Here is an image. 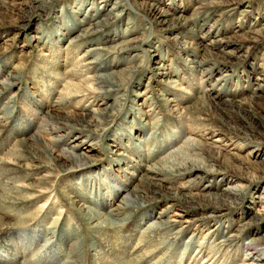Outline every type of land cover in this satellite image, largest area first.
Here are the masks:
<instances>
[{"label": "rangeland", "instance_id": "rangeland-1", "mask_svg": "<svg viewBox=\"0 0 264 264\" xmlns=\"http://www.w3.org/2000/svg\"><path fill=\"white\" fill-rule=\"evenodd\" d=\"M49 1H51L50 6L44 13L40 14L39 20L34 19L25 22L23 19L17 20V18L18 16H30L31 11L28 9L30 0H0V13L11 12L5 17V21L11 24L0 28V81L4 79L6 71H11L14 67L20 66L19 72L16 73L18 77L14 81L15 85L3 98H0V109L1 106L11 100L13 102L11 105L15 106L14 111L17 110L12 114L15 117L21 108L23 109L30 103L29 100H26V96L29 98L31 96L33 99V103H30L31 109L35 112H43L42 115L38 113L39 117L35 120V127L23 135L24 139L28 140L26 148L30 147L31 153L38 150L39 159H33L26 153L22 154V149L15 146L13 138L8 137L4 141L0 138V161H5L10 167L8 172L5 171L2 177L0 176V215L10 224H15V241L18 243V248L27 249L26 242L32 239L37 231L50 228L54 226V223L59 229L60 226L66 228L76 222L75 224L81 229L84 238L81 245L83 253L80 260H74L71 257L69 264H102L103 262V264H251L252 262L245 255L246 250L241 249L242 246L238 239L230 243L229 247L218 248L220 245L217 246L216 244L221 239L220 236L206 235L207 227L201 230L198 235L195 232L194 235L197 237L190 240L189 252L185 251L181 245L175 255L169 258L171 255H168L169 252L167 253L166 249L169 248L171 238L174 236L172 237V233L165 230L158 234L150 233V236L144 233V237L142 229L150 221L148 219L128 231L127 235L122 228H117L110 233L107 232L109 236L107 233L104 236L93 235L92 238L97 241L100 240L101 245L95 248L97 250L92 254L87 249L90 235L87 225L82 221L81 216L85 211L80 208V205L104 213L105 205L102 206L99 201L87 197L96 192L99 187L97 183L101 185L110 184L112 188L121 189V184L124 182L127 188H132L137 183L135 180L137 176H141L143 167L154 165L159 158L182 147L187 139H194V141L199 140L209 144L208 147L213 153L211 154V161L216 160L214 157L219 158V161H222L224 157L237 158L233 160V163L243 168L242 171L236 173L233 170H224L226 167L223 165L219 166V168H223L225 175L216 176V179H220L218 184L213 185L216 192L223 193L220 191L221 189L227 187L236 189L237 187V190L245 193V200L231 210L227 209L220 212L207 225L215 226V222H220L221 226L218 227L221 229L222 235L229 236L233 232L229 228L230 226L234 229L247 217L254 218L264 214V203H258V197H264V40L257 44L256 37L254 38V35L249 33L250 30L264 32V0H122L126 15L121 21L111 22L112 25L107 27L104 33L99 34L98 39L103 41V46L108 47L124 39L136 38L139 47V53H137L140 60L144 58V66L134 73L131 83L126 86L127 96L123 102V108L115 113V116L110 120V127L107 126L105 132L97 129L94 133L92 127H86L87 130L79 131L81 133L73 130L64 135L63 139L54 146L56 150L68 148L77 144L81 140L79 135L85 133L91 138L99 139L103 147V149L96 148L97 150L91 152L93 153L91 157L97 161L94 168L83 169V176H81L82 172H78L60 176L61 178L55 176L56 172L44 167L43 162L48 161L44 155L45 152L41 151L44 145L40 139L37 140L38 143L36 144L31 138L32 136L35 137L37 125L44 121L42 117H46L45 112L53 115L54 122L63 119L65 110L59 101L68 92L74 95L75 91L73 90L82 91L81 94H78L82 95L83 93V97H85L83 100L76 101L77 103L72 102L70 104L68 110L74 113L76 118H80V115L89 112L88 110L103 108L113 99L112 97L102 99L101 96L83 91L82 80H90L93 74L97 73L94 69L86 70L82 67L89 61V58L84 57V53L91 46V43L74 47L69 44V39L77 34L81 27L87 25L88 22L75 27L77 20L83 19L86 12L94 14V11L89 8L96 4L97 13L103 15L110 10L115 0H84L81 14L77 16L73 15L70 10L75 9L79 0ZM150 4L156 7L153 14H149L151 12ZM158 10L163 13V17L156 15V12L159 13ZM36 12L38 13V10ZM88 19L84 20L88 21ZM146 20L151 23L146 22ZM65 21L71 22L70 24L76 29L70 32H62L65 35L56 44L46 43L45 39L50 38L56 30L54 27L64 24ZM145 25L148 27L147 31L142 29ZM39 27L44 36L40 41L33 40L30 35H33L32 32ZM126 29L134 32L124 37L122 35ZM109 31L112 33H108ZM107 38L109 40H105ZM184 42L187 46L182 49ZM234 43H241L243 46L241 50L236 51L234 57L221 56L220 50L226 44L234 47ZM149 44H152L151 47L148 46ZM147 50L151 53H148ZM147 55H152V57H147ZM129 58L128 55L119 57L122 67L128 63ZM203 61H212L211 63L216 61L225 64L227 67L224 72L216 73L208 80L200 79V76L190 69V66L192 67V62ZM20 63L21 65H19ZM242 72H247L249 78L243 76L246 74ZM223 76H226L229 79L228 82L231 83L229 88L225 89L224 96L240 104L239 106L228 107L225 103L220 102L218 108L232 110L234 117L233 119L224 117L223 123L226 122L230 127L249 124L251 128L245 129L244 133L254 139L255 142H259L257 149L254 150H261L258 154L252 152L254 149L252 145H250L251 148H237L239 139L233 136L229 138L222 136L218 133L217 129L220 128H217L214 121L205 122L199 126L192 125L189 115L185 113L186 111L192 112L199 99L205 101L204 96L212 99L217 94L219 87L214 89L213 85L219 77L224 79ZM222 83L218 81L216 85ZM86 86L88 88L95 87L91 82L86 83ZM146 88L151 93L144 98L140 94ZM248 102H251L252 105V108L249 109L251 113L247 108ZM141 110L146 114H143ZM126 117L128 121L127 124H124L122 121ZM120 124L129 127L130 135L134 133L135 128L141 126L143 132L140 137H144L141 138L142 141L127 140L124 135L121 136L122 127L117 129ZM3 129L9 131L10 125L4 126ZM86 131H89L90 134H87ZM220 131L224 132L221 129ZM19 132L21 131L17 133ZM209 132H214V135L211 137ZM76 136L79 138L74 139ZM119 136L121 139L117 138ZM111 138H115L120 149L124 147L123 143H126L129 148L131 147L138 152L136 154L139 157L136 158L132 154L130 157L142 164L141 169L135 167L129 169L128 171L132 175L129 174L128 177L126 174L123 176L122 173L117 172L122 182H119L116 176L110 175V166H107V172L102 169L103 167L106 168L108 164L106 146L113 144ZM211 151L204 155H210ZM214 169L217 170L218 168L214 167ZM88 172H91L89 177L84 178ZM44 176L51 177V180L49 183L41 185L40 179ZM238 176L246 177L248 180H241ZM208 179L209 177H206L199 183L189 185V189L182 188L187 183L186 178L169 183L162 182V184L174 191L202 194L200 189L208 182ZM83 182L87 184V188ZM21 189L32 194V197L27 201L28 203L14 208L8 207L6 202L13 201V197L18 196L16 192ZM83 189H87L89 194L86 195ZM102 190L104 191V188ZM122 192L121 189L120 193ZM105 200L114 205L117 203L118 196L112 197L107 194ZM195 202L201 205L207 203L198 199ZM153 206H155L154 210L151 211L153 215L162 209L173 206L167 216L172 221H179V225L173 226L176 230L189 225H196L194 228H199L202 223L201 215H208L205 212L194 211L189 203L173 205L171 201L162 200L148 208L152 209ZM140 212L142 211H139L138 214ZM30 215L34 216L35 220H29ZM253 231L252 229L250 234L246 235L247 238L253 236ZM193 233L194 230L185 233L181 237V242ZM36 239L35 245L29 251H21L23 264H34V257L43 251L44 239ZM243 239L246 240V237ZM166 245L167 247L164 248ZM200 249H203L202 253L196 256L195 254ZM91 255L93 259H91ZM92 260L95 262L93 263Z\"/></svg>", "mask_w": 264, "mask_h": 264}, {"label": "bare ground", "instance_id": "bare-ground-1", "mask_svg": "<svg viewBox=\"0 0 264 264\" xmlns=\"http://www.w3.org/2000/svg\"><path fill=\"white\" fill-rule=\"evenodd\" d=\"M50 3L51 1L49 0H30V2L28 3V9L29 11H31L30 16H26V17L18 16L17 20L23 19L25 22H30L31 20L34 19L39 20V17L41 16L40 14L46 11V9L50 6ZM237 3L239 4L240 2ZM83 4H84V0H79V2L75 5V9L70 10V12L76 16L81 14L82 11L81 7ZM95 5L89 8L92 11H94V14L86 12L83 15V19L77 20L78 22L75 24V27L78 25L82 26L87 22L88 23L86 26L81 27L78 30V33L69 39L70 40L69 44L74 47H78L79 45L82 44L91 43V46L87 48L84 53V57L89 58V61H87V63L84 64V66L82 67L86 68V70L94 69L97 73L93 74L90 80L87 81L85 79L82 80V88L84 89L83 91L90 93L92 95L101 96L102 99H105L106 97L107 98L112 97L113 99L103 108L96 110H88L89 112L81 114L80 118L79 117L76 118L75 114L68 110L70 108V104L72 102H76V101L78 102L80 100H83V98L85 97H83L84 96L83 93L82 95H80L82 91L80 92L77 90H73L75 91L74 95L68 92L67 94L64 95V98L63 97L60 98L59 101L60 105H63L64 107L63 110H65L64 117L63 119H61V121L54 122L53 115L51 116L50 114L45 112L46 117L45 116L42 117L44 121H42V124L37 125L38 128L35 131L36 133L35 137L32 136L31 140L33 142H36V144L38 143L37 142L38 139L42 141L44 147L41 149V151L45 152L44 155L48 159L47 162L45 163L43 162V165L48 170L56 172L55 176L58 178L78 172H82L81 176H83L84 175L83 169H87L89 167L94 168L95 163H97V161H95L94 158L91 157L93 154L91 152L97 150L96 148L103 149V147L100 144L99 139L97 140V138L96 139L91 138L85 133L79 135L81 137V140L77 144H74L68 148H63L62 150H56L54 146L57 145L63 139L64 135H67L70 131L73 130H77L79 132L81 130L84 131L86 127H92L94 133L95 131H97V129H99V131L105 132L106 127L110 125L111 123L110 120L115 116V113L122 110L123 108L122 107L123 102L127 96L126 86L131 83V79L133 78L134 73L138 69L144 66V58H142V60L139 59L140 58L138 55L139 47L137 43L138 40H136V38L124 39L108 47L103 46L102 45L103 41L98 39V35L104 33V30L110 25H112L111 22L113 23L115 21H121L123 16L126 15V10L122 5V0H115L110 10H108V12L103 15L97 13L98 7H95ZM149 9L151 11V12L148 11L150 12L149 14H153L155 12L156 7L150 4ZM37 10L38 13L36 12ZM158 11L159 13L156 12V15L163 17L162 16L163 13H161L160 10ZM8 14H11V12L0 13V28L2 26L5 27L8 26L7 24H11L5 21V17H7ZM60 16H62L61 13ZM86 18H89L88 21L84 20ZM146 22H150V21L146 20ZM70 23L71 22L65 21L64 24L55 26L54 29L56 28V30H54L53 35L50 36V38L45 39L46 40L45 42L46 43L48 42V44L58 43L61 40V38L65 35L62 32L64 31L70 32L73 31V29H76ZM142 29L144 31H147L148 27H146L145 25V27ZM133 32H134L133 30L126 29L122 36L124 37L129 36ZM32 33L33 35H30V38H32L33 40L40 41L44 36V34L42 33V29H40V27L36 28ZM108 33H112V32L109 31ZM249 33L251 35H254V38L256 37L255 41L257 44L264 40V32L262 33L261 31L250 30ZM96 36L97 38H95ZM105 40H109V38ZM151 45L152 44H149L148 46L151 47ZM229 45L230 44H226L223 47V49L220 50V53L222 54L221 56L234 57L236 51H240L241 48L243 47L241 43L238 44L234 43V47L233 45L232 47ZM182 46H184V48L182 49H185L187 44L184 42V45ZM147 52L151 53V51L149 50H147ZM130 53L133 54L131 55ZM124 54L128 55V57L130 56V58L127 60L128 63H126V65L122 67L121 66L122 62L120 61L119 57L121 55L125 56ZM147 57H152V55H147ZM211 62L212 61L192 62V67L190 66V69L196 72L200 76L199 77L200 79L208 80L214 74L216 73L221 74L222 72H224L227 67L225 64L217 63L216 61L214 63ZM19 65H21V63ZM19 67L16 68L14 67V69H12L11 71L10 70L6 71V75L4 76V79L0 81V98L1 97L3 98L6 95V93L11 89V87L15 85L14 81L17 80L18 76L16 75V73L19 72ZM116 67H118V69H116ZM242 73L246 74L243 76L249 78V74H247V72H242ZM223 77L224 79H222V77L216 79V82L221 81L223 83L216 85L215 82V84L213 85L214 89H216L218 86L219 87L217 88L218 89L217 94L213 96L212 99L209 98L208 96L207 97L204 96L205 101L199 99L197 102V106L194 107L193 111L192 112L186 111L185 113L186 115H189V120L192 123V125L199 126L202 123L214 121L216 123L215 125L217 126V128H220L222 131H224L221 132L220 129H217L218 133H220L222 136H224L225 138H229L230 136H233L239 139L238 144L236 145L237 148L243 147L245 149L250 147V145H252V147L254 146L252 152L258 154V152H261V150L259 151L258 150L254 151V150L257 149L258 146L257 143L259 142H255L254 139L250 138L249 135L244 133L245 129L251 128L249 124H246V126L237 127L235 125L234 127H230L226 122L225 124L223 123L225 121V119H223L224 117H227V119L228 117L232 119L234 117L232 114L233 113L232 110H228L225 108H221V109L218 108L220 107L219 106L220 102L225 103L228 107L240 105L238 102H235L233 99L226 98L224 96L225 95L224 93L226 92L225 89L229 88L231 83L228 82L229 79H227L226 76ZM89 82L93 83L95 87L88 88L86 86V83ZM149 93L151 92L148 91V89L146 88L145 91L140 95L142 97L144 96L146 97L147 94ZM31 98H32L31 96L30 98L29 96H26V100L27 101L29 100L30 103H33V99ZM143 100L146 101V99ZM130 102L132 101L130 100ZM11 103L13 102L10 100L7 104L5 103L4 106H1L2 108L0 109V138L3 139L2 141L6 140V138L8 137L13 138L15 142V146L22 149V154L23 153L29 154L31 158L37 160L39 159L40 156L39 153L37 152L38 150L31 153L32 152L31 148L30 147L26 148L28 140L26 141L23 135L35 127L36 124L35 120L38 119L39 117L38 113L39 115H42L43 112L42 111L35 112L34 110L31 109V105L29 103L26 106H24L25 108L24 107L23 109L21 108L17 115L14 114L15 115L14 117L12 114L17 110L14 111L15 106L11 105ZM250 103L251 102L247 103L248 111L250 108H252V105ZM136 105L139 106V104ZM131 108L133 109V106ZM141 112L143 114H146L143 110H141ZM129 114L131 117V112ZM132 114L135 115L133 112ZM127 121L128 120L126 117L123 119L122 122L124 124L125 123L127 124ZM6 125H10L9 131L3 129L4 126ZM122 125L120 124L117 126L119 127L117 129H121V127L123 129L120 131L121 136L124 135V137L127 138V140L133 139L136 142L142 141L144 137L143 136H142L143 138L140 137L143 132V128H141V126L135 128L133 130L134 133L130 135L129 131L131 132V130H128L129 127L126 125L123 126ZM231 130L234 131L236 130V131L234 132ZM18 131L21 132L17 133ZM86 133L90 134L89 131L88 132L86 131ZM209 133L211 134V137L214 135V132L213 133L209 132ZM121 136L117 138L121 139ZM76 138L79 137L78 136L74 137V139ZM110 140L113 141V144L106 146L107 147L106 152L108 151L106 153V157H107L106 159H108L107 160L108 164L106 165V168L103 167L102 169L103 171L107 172V166H110L109 167L110 175L113 177L116 176L118 178V181L122 182V180L118 177L117 172H119L120 174L122 173L123 176L124 174H126V177H128L129 174L132 175L128 171L129 169H133V167L141 169L142 164L137 163L136 161L133 160L135 158L130 157V154H132L137 158L138 155L136 153L138 152H136L131 147L129 148L128 147L129 145L123 143L124 147L122 148L123 149L122 150L119 148V145L117 144L118 142L115 140V138H111ZM241 142L244 144H242ZM208 145L209 144L203 143L199 140L194 141V139L192 140L187 139L183 143L182 147L174 151H170L164 157L159 158L154 165L143 167L141 176H137V178L135 179L137 181L135 186H133L132 188H127L125 186V183L123 182L121 184V189L123 190L122 193H120L121 189L112 188L110 184L104 183V185H101L97 183V185H99L100 188L97 186L98 188L96 192L87 197L89 199L93 198L99 201L102 204V206L105 205L104 206L105 208L103 209L105 210L103 211L104 213H100L99 211L94 210L93 208H90L88 206L80 205V208L83 211H85L84 214L81 216V218L83 219L82 221L85 223V225H87L88 233L90 235L87 249H89L90 252L93 254V252H96L95 250H97L95 248H98L101 245L99 239H98L99 241H97L94 240V238H92L93 235L104 236V234H106L107 232L110 233L115 229L117 230V228H122L123 232L126 233L127 235L128 231H131L132 229L139 226L141 223H143L145 220L148 219L150 221L147 224H145L144 225L145 228L142 229L143 230L142 233L144 237H145L144 233L149 234L150 236V233L158 234L159 232L161 231L164 232L165 230L172 233V237L174 236L173 238H171V243L169 245V248L166 249V252L167 253L169 252L168 255H171L169 258H172V255H175L177 249L180 248L181 245L185 251L189 252L191 247L190 240L197 237L196 235H194L195 232H197L198 235V233L201 232V230L207 227L206 235L209 236L217 235L216 237L220 236L221 239L218 240L216 244L217 246L220 245L218 246V248H221L222 246L229 247V245H231L230 243L238 239L239 243H241L242 246L241 249L246 250L245 255H247L246 256L248 257L247 259L252 262L251 264H264V214H261L254 218L245 217L246 219H244V221H242L240 224H237L236 228L234 229L233 227L230 226L229 228L232 229L233 232L232 235L229 236L222 235L221 229L218 227L219 225L221 226L220 222H215V226L207 225L210 224L213 221V219L217 215H219L220 212L227 209L231 210L242 204L245 200V196H244L245 193L237 190V187L236 189H231L229 187L221 189L220 191H222L223 193L216 192L215 186L213 185L218 184V181H220V179H216V176L225 175V172H223L222 170L223 168H219V166L223 165V167H226L224 168V170H233L236 173L242 171L243 168L233 163V160H236L237 158L224 157L222 158V161L220 160L221 161L220 162L219 158L214 157L216 160L211 161L210 158H212L211 154L213 153L209 149ZM209 151H211L209 153L210 155L208 156L204 155L206 152ZM214 167L218 169L216 170L214 169ZM9 168H10L9 164H7L5 161H0V176L2 177L3 172L5 171L8 172ZM91 172L85 174L86 176L84 178L89 177V174ZM48 176H44L42 177L43 179L42 178L40 179L42 182L41 185L49 183L51 177L48 178ZM206 177H209V179L208 182L204 184L200 189L201 190L200 192H203L202 194L192 193L189 191L182 193L179 191H174L172 190V188L162 184V182L169 183L186 178L187 183L185 186H182V188L183 187L188 188L189 185L193 183H199ZM238 177L241 180L247 179L246 177L243 178L242 176H238ZM251 182L253 183V181H250V183ZM83 184L84 186H86L85 188H87V184H85V182H83ZM103 188L104 191L102 190ZM83 190H85L87 195L88 193L87 189H83ZM16 193H18L17 194L18 196L13 197L12 199L13 201L6 202V204H8V207L14 208V207H18V205L26 204L28 203L27 202L28 199L32 197V194L28 193L27 191H24V189H21L19 190V192ZM107 194L112 197L118 196V200H116L117 203H115L114 205H112L111 202L108 203V201L105 200ZM196 199L206 201L207 203L205 202L206 204L204 205L198 204L195 202ZM258 199H259L258 203L259 202L264 203V197H258ZM162 200L171 201L173 202V205L174 204L176 205L177 203L179 204L189 203L194 211L198 210L201 213L204 212L208 213V215L206 216L201 215V220H202L200 226L201 229L200 227L194 228L196 225L193 226L189 225L187 227L176 230L173 226L177 224L179 225L180 224L179 221L178 222L172 221L170 217L167 216L170 213L169 210L173 206H169L165 209H162L161 211L157 212L156 215H153L151 211L154 210L155 206H153L152 209L148 207L154 204L156 205L157 202ZM139 211L142 212L138 214ZM29 220H35V217L30 215ZM75 223H72V225L70 224V226L66 228L64 226H60L59 229H57L56 223H54V226L50 228L43 229L39 232L37 231L33 236V238L26 242L27 249L25 248L20 249L17 246L18 243L15 241L16 240L15 239L16 227L14 226L15 224H10L0 215V264H23L22 263L23 260L21 261L22 258L21 251L22 250L29 251L32 248V246L35 245L37 240L36 238L44 239L45 247L40 254H37V257H34L33 260L34 264H69L71 257H73L74 260H80L83 253L81 250V245L84 242V238L81 229H79V227L76 226ZM252 229L254 230L253 236L247 238L246 235L250 234V231ZM190 230H194V233L190 235L187 239L183 240V242H181V237ZM107 236H109L108 233ZM244 237H246V240L243 239ZM166 247L167 245L164 248ZM202 250L203 249L197 251L195 255L198 256L200 253H202ZM97 258L96 261H98ZM91 259H93L92 255H91Z\"/></svg>", "mask_w": 264, "mask_h": 264}]
</instances>
